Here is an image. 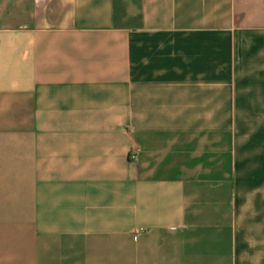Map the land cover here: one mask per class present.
<instances>
[{"label":"crops","instance_id":"1","mask_svg":"<svg viewBox=\"0 0 264 264\" xmlns=\"http://www.w3.org/2000/svg\"><path fill=\"white\" fill-rule=\"evenodd\" d=\"M0 264H264V0H0Z\"/></svg>","mask_w":264,"mask_h":264},{"label":"built area","instance_id":"2","mask_svg":"<svg viewBox=\"0 0 264 264\" xmlns=\"http://www.w3.org/2000/svg\"><path fill=\"white\" fill-rule=\"evenodd\" d=\"M135 159H136V153H135V151H133L131 153V160H135Z\"/></svg>","mask_w":264,"mask_h":264}]
</instances>
